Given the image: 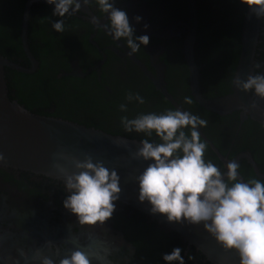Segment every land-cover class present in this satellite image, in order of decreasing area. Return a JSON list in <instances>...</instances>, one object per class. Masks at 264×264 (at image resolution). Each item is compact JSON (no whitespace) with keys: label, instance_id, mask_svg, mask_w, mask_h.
<instances>
[{"label":"flooded vegetation","instance_id":"obj_1","mask_svg":"<svg viewBox=\"0 0 264 264\" xmlns=\"http://www.w3.org/2000/svg\"><path fill=\"white\" fill-rule=\"evenodd\" d=\"M27 1L0 0V54L30 68L22 42ZM194 5L192 59L201 96L213 99L232 92L247 5L243 0H194ZM115 7L126 11L135 36H149V44L131 56L126 40L114 39L103 28L108 18L96 0L63 18L53 16L54 7L48 3L33 2L26 43L37 65L29 73L5 68L10 99L36 114L153 143L160 142L155 133L126 132L121 116L189 111L207 121L206 127L198 129L207 144L206 161L226 173V164L235 160L241 181H264V123L240 110L225 114L208 110L192 94L185 55L188 0H115ZM93 16L99 25L92 23ZM60 19L65 22L62 33L51 26ZM252 74L264 75V18ZM129 92L139 93L145 103L127 102ZM250 95L264 108V98L254 90ZM185 97L193 103L186 104ZM121 103H127L126 113L119 110ZM68 195L64 181L0 166V264H42L45 256L59 264L77 247L103 257L92 264H167L163 256L174 248L182 250L184 264H211L176 232L119 201L105 224L81 226L63 206Z\"/></svg>","mask_w":264,"mask_h":264},{"label":"clouds","instance_id":"obj_2","mask_svg":"<svg viewBox=\"0 0 264 264\" xmlns=\"http://www.w3.org/2000/svg\"><path fill=\"white\" fill-rule=\"evenodd\" d=\"M89 2L47 0L55 6L53 16L61 18L80 12L82 5L88 6ZM243 2L253 15L264 18V0ZM96 4L107 14L108 23L103 28L114 39L126 40L129 56L139 52L142 45L149 44V36H135L126 11L115 7V0H96ZM135 19L137 23L141 21L139 16ZM91 21L97 25L100 23L96 16ZM51 26L59 33L65 30L63 19L51 22ZM233 83L244 92L254 90L256 96L264 98L262 74L248 75L247 79L238 75ZM126 100L145 103L139 93H127ZM184 102L193 103L191 97H185ZM119 110L126 113L127 103H121ZM120 119L126 132L147 136L155 133L160 141L153 143L143 139L132 154L134 159L149 162L135 178L139 185V201L150 203L151 212L165 216L170 223L202 224L226 251L238 254L239 264H264V181L256 178L241 181L240 165L235 160L226 164V173L205 160L207 144L202 141L198 129L206 127L207 121L180 109L139 114L135 118L124 115ZM116 143L126 142L117 140ZM52 158V170L63 178L69 193L63 206L77 217L78 223L95 227L111 219L122 192L117 171L107 168L103 161L94 162L91 155L84 159L69 157L63 149L54 153ZM4 159L0 154V161ZM61 160H70L75 171H69ZM181 251L174 248L170 254H164L163 259L167 264H184ZM93 259L102 260L103 257L98 252L90 254V251L77 247L70 256L60 259L59 264H92ZM42 264H54V261L45 256Z\"/></svg>","mask_w":264,"mask_h":264},{"label":"water","instance_id":"obj_3","mask_svg":"<svg viewBox=\"0 0 264 264\" xmlns=\"http://www.w3.org/2000/svg\"><path fill=\"white\" fill-rule=\"evenodd\" d=\"M36 1L47 3V0H28L22 25L23 48L31 61L30 68L14 63L0 54V154L5 157L4 161H0V166L29 171L64 181L57 172L52 170L54 153L63 149L69 157L74 156L78 159H84L86 155H91L94 162L103 161L107 168L115 169L119 174L122 189L119 202L151 217L166 229L176 232L189 245L201 252L211 264H239L238 254L234 251H226L204 230L202 224L197 226L189 225L187 222L183 224L170 223L165 216L153 214L150 210V203L139 201V185L135 178L149 163L133 158L132 154L141 146V141L107 133L73 121L36 114L10 99L5 68L9 67L29 73L37 65L26 43L29 8ZM188 4L190 13L187 23L188 35L185 41V55L191 69L190 86L194 98L208 110L220 114L240 110L243 115H250L264 123V108L253 101L250 91L244 92L238 89L234 83L232 92L229 94L213 99H205L201 96L197 70L192 59L197 24L194 0H188ZM50 6L55 7L54 5ZM261 21L262 18L253 15L247 6L241 28L240 57L234 78L239 75L242 79H247V76L251 75ZM117 140L126 143H116ZM60 163L69 171H75L70 160H61Z\"/></svg>","mask_w":264,"mask_h":264}]
</instances>
